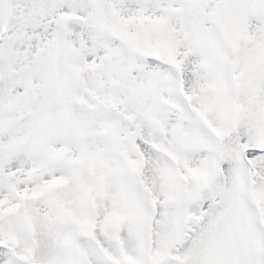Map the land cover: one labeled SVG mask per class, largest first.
<instances>
[{"label": "snow or ice", "instance_id": "obj_1", "mask_svg": "<svg viewBox=\"0 0 264 264\" xmlns=\"http://www.w3.org/2000/svg\"><path fill=\"white\" fill-rule=\"evenodd\" d=\"M0 264H264V0H0Z\"/></svg>", "mask_w": 264, "mask_h": 264}]
</instances>
